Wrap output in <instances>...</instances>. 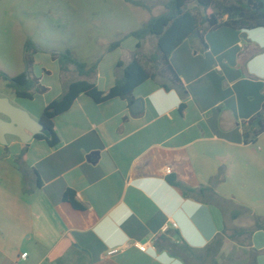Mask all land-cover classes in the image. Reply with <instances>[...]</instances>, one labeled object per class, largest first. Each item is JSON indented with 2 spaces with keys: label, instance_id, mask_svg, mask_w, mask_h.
Wrapping results in <instances>:
<instances>
[{
  "label": "crops",
  "instance_id": "crops-1",
  "mask_svg": "<svg viewBox=\"0 0 264 264\" xmlns=\"http://www.w3.org/2000/svg\"><path fill=\"white\" fill-rule=\"evenodd\" d=\"M170 62L179 87L149 79L133 102L83 93L54 118L57 145L0 144V264H264V132L244 141L264 118V28L198 30ZM65 72L44 69L46 92L20 106L39 120L83 79ZM95 74L108 92L123 67Z\"/></svg>",
  "mask_w": 264,
  "mask_h": 264
},
{
  "label": "rangeland",
  "instance_id": "rangeland-1",
  "mask_svg": "<svg viewBox=\"0 0 264 264\" xmlns=\"http://www.w3.org/2000/svg\"><path fill=\"white\" fill-rule=\"evenodd\" d=\"M154 3L147 1L151 6L148 9L124 0H0V73L16 76L25 70L26 44L31 41L39 49L35 76H42L44 69L65 72L55 56L67 50L88 67L100 65L106 74H116L120 70L118 62L127 61L138 42L129 33L165 11L164 1ZM120 40L121 47L110 50L111 44ZM155 45L147 39L138 54L149 56ZM64 74L69 82L79 77L72 65ZM90 78L97 79V75ZM0 97L25 111L20 105L30 104L18 99L4 81H0Z\"/></svg>",
  "mask_w": 264,
  "mask_h": 264
},
{
  "label": "trees",
  "instance_id": "trees-1",
  "mask_svg": "<svg viewBox=\"0 0 264 264\" xmlns=\"http://www.w3.org/2000/svg\"><path fill=\"white\" fill-rule=\"evenodd\" d=\"M124 1L134 6L147 7L144 0ZM191 4L194 7L191 8ZM164 6V13L152 17L144 27L128 35L139 41L137 49L141 48L142 40L155 36L158 41L154 52L145 57L135 55L127 65L120 63L119 66L123 67V75L108 92L100 90L89 81L91 75L96 73L97 65L88 67L85 62L74 57L70 50L55 56V59L61 63L62 69L67 70L69 65L75 66L79 77L83 79L70 83L59 99L45 107L39 118L44 125V133L38 135L37 140H46L50 146L58 144L59 139L54 130L53 120L57 115L67 111L80 94L84 93L98 103L117 97L132 101V94L139 85L157 77L168 78L173 85L179 87L180 82L172 68L170 58L172 53L198 30L206 31L221 26L233 30L264 28V0H168ZM121 43V40L114 42L110 50L118 48ZM38 53L37 46L28 41L25 70L16 76L0 73V81L6 82L18 99L32 101L37 94L46 92V88L39 84V79L33 70ZM255 120L258 122V128L253 130L252 134L247 132L244 134L246 143L254 141L264 132V118L258 115L253 121ZM221 136L229 138L228 134ZM169 181L186 189L173 177H170ZM65 197L72 205L80 207L71 190H68Z\"/></svg>",
  "mask_w": 264,
  "mask_h": 264
},
{
  "label": "water",
  "instance_id": "water-1",
  "mask_svg": "<svg viewBox=\"0 0 264 264\" xmlns=\"http://www.w3.org/2000/svg\"><path fill=\"white\" fill-rule=\"evenodd\" d=\"M143 102L137 100L131 105L133 114L142 111ZM44 133V125L27 111L13 105L8 98L0 97V144L7 145V136H15L26 144Z\"/></svg>",
  "mask_w": 264,
  "mask_h": 264
},
{
  "label": "built area",
  "instance_id": "built-area-1",
  "mask_svg": "<svg viewBox=\"0 0 264 264\" xmlns=\"http://www.w3.org/2000/svg\"><path fill=\"white\" fill-rule=\"evenodd\" d=\"M174 226L176 227L177 225L174 224ZM166 229H167V226H166ZM137 245H138V247H139L141 250L146 251V247H145L144 245H141V244H139V243H138ZM119 251H120L119 249L114 248V249L110 250V251L108 252V254H109V255H114V254H117ZM26 257H27V254L22 255V258H23V259H25Z\"/></svg>",
  "mask_w": 264,
  "mask_h": 264
}]
</instances>
